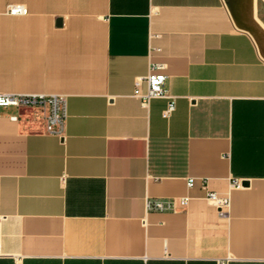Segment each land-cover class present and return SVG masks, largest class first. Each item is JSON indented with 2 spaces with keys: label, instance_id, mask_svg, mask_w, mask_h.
<instances>
[{
  "label": "crops",
  "instance_id": "crops-1",
  "mask_svg": "<svg viewBox=\"0 0 264 264\" xmlns=\"http://www.w3.org/2000/svg\"><path fill=\"white\" fill-rule=\"evenodd\" d=\"M246 4L0 0V93L66 108L63 138L0 109V264H264V59L232 18ZM250 6L264 31V0ZM151 64L167 118V99L134 95Z\"/></svg>",
  "mask_w": 264,
  "mask_h": 264
},
{
  "label": "built area",
  "instance_id": "built-area-1",
  "mask_svg": "<svg viewBox=\"0 0 264 264\" xmlns=\"http://www.w3.org/2000/svg\"><path fill=\"white\" fill-rule=\"evenodd\" d=\"M10 15H24L26 9L21 5H11L7 8ZM162 66L151 64L148 67L146 75L140 78L145 84L144 91L138 88V82H135L134 95L140 99L143 105H147L151 99L165 98L168 100L166 108L162 111V117L167 118L174 109V98L170 96L164 87L165 75L161 72ZM13 108L15 110L29 109L38 112L43 120L44 129L47 134L63 138L64 122L66 118L65 100L63 96L42 95V94H17L0 93V109ZM16 119V116H11ZM202 186H205V180H200ZM193 179L187 180L186 185L192 186ZM233 187H240V182L234 180ZM205 198L216 208L217 214L223 216L226 214L228 199L225 196H218L215 192L208 191ZM186 198H180L179 203L184 205ZM146 207L153 210H163L168 206L162 201L146 202ZM217 264H227L220 261Z\"/></svg>",
  "mask_w": 264,
  "mask_h": 264
},
{
  "label": "water",
  "instance_id": "water-1",
  "mask_svg": "<svg viewBox=\"0 0 264 264\" xmlns=\"http://www.w3.org/2000/svg\"><path fill=\"white\" fill-rule=\"evenodd\" d=\"M237 2L238 0H228L229 7L232 8V6H236ZM245 15L246 17L244 19L236 18L232 15L234 24L236 27L247 31L252 36L257 45L260 56L264 59V31L252 20L250 0H247ZM242 185L246 186L247 182H242Z\"/></svg>",
  "mask_w": 264,
  "mask_h": 264
}]
</instances>
